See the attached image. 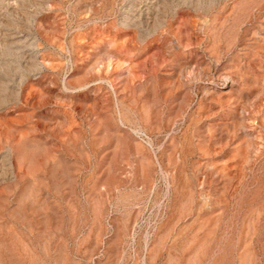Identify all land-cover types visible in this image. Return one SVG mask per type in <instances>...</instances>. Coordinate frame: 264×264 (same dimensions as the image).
<instances>
[{
    "label": "rangeland",
    "instance_id": "1",
    "mask_svg": "<svg viewBox=\"0 0 264 264\" xmlns=\"http://www.w3.org/2000/svg\"><path fill=\"white\" fill-rule=\"evenodd\" d=\"M0 264H264V0H0Z\"/></svg>",
    "mask_w": 264,
    "mask_h": 264
}]
</instances>
